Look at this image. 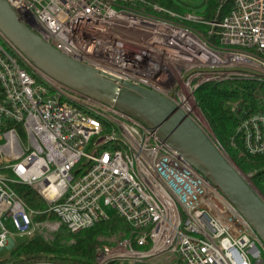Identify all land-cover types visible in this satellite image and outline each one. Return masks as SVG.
<instances>
[{"label": "built area", "instance_id": "1", "mask_svg": "<svg viewBox=\"0 0 264 264\" xmlns=\"http://www.w3.org/2000/svg\"><path fill=\"white\" fill-rule=\"evenodd\" d=\"M9 2L56 49L169 97L195 121L200 85L264 81V0H233L212 21L196 10L136 6L145 0ZM187 22L220 29V41ZM237 132L249 153H264V109L241 118ZM21 186L46 207L29 206ZM104 206L126 228L99 237L94 264H264L255 229L155 130L50 77L0 29V249H12L16 235L52 241L61 225L89 228L110 218Z\"/></svg>", "mask_w": 264, "mask_h": 264}, {"label": "water", "instance_id": "2", "mask_svg": "<svg viewBox=\"0 0 264 264\" xmlns=\"http://www.w3.org/2000/svg\"><path fill=\"white\" fill-rule=\"evenodd\" d=\"M0 29L44 73L97 101L135 117L209 179L264 242V194L247 179L217 140L169 97L132 82H117L56 49L0 0Z\"/></svg>", "mask_w": 264, "mask_h": 264}, {"label": "trees", "instance_id": "3", "mask_svg": "<svg viewBox=\"0 0 264 264\" xmlns=\"http://www.w3.org/2000/svg\"><path fill=\"white\" fill-rule=\"evenodd\" d=\"M232 2L233 0H201L193 5L181 0H145L143 3H137L136 6H145L146 10L151 12H155L153 6L149 5L151 3H158L180 13L197 10L206 20L212 21L221 19L228 13ZM197 25L204 29L211 28V25L205 23ZM219 31L220 29L216 28L210 34L211 41L218 43L216 39ZM202 33L207 37V31ZM195 99L221 146L264 194V153H249L244 147L241 135L237 132L241 118L264 109V81L234 78L206 82L195 91ZM233 106H235L234 110ZM20 193L29 206L38 209L46 207L43 197L30 187L21 186ZM44 217L55 218L54 214L39 216V218ZM125 228L124 218L116 213L77 232L68 231L65 225H61L52 241L46 240L39 233L21 238L11 249L9 256L0 257V264H21L38 260L60 264H94L97 247L101 244L99 237L117 234Z\"/></svg>", "mask_w": 264, "mask_h": 264}, {"label": "rangeland", "instance_id": "4", "mask_svg": "<svg viewBox=\"0 0 264 264\" xmlns=\"http://www.w3.org/2000/svg\"><path fill=\"white\" fill-rule=\"evenodd\" d=\"M181 1H183V2H187V3H189V4H193V5H194V4H198L201 0H181ZM196 11H197V10H196ZM186 24L189 25V26H191V27H193V28H196V27H197L196 29H197L198 31H201V32H203V31H207V32H208L207 37H208V39L211 40L210 32H211V30H212V27H211V28L204 29L202 26L197 25L198 23L187 22ZM220 38H221V36H220V32H219V35L217 36L216 42H219V41H220ZM196 121H197L199 124H201L203 127H205L206 129L211 130L210 127H209L208 124H207V121L205 120L204 116L202 115V113H201L200 116H197ZM224 150H225V149H224ZM225 151H226V150H225ZM226 153H227V152H226ZM227 154H228V153H227ZM228 155H229V154H228ZM247 176H248V175H247ZM104 208H105V210L107 211V213L110 214V215H112V214L115 213L114 209H113L112 207H110V206H104ZM6 225H7V227L10 229V231H12V232L15 231L14 226H13L11 220L6 221ZM15 237H16V240H17V241L20 240V237H19L18 235H16ZM10 253H11V248L5 247V248H3V249H0V257H1V258H4V257L9 256Z\"/></svg>", "mask_w": 264, "mask_h": 264}]
</instances>
